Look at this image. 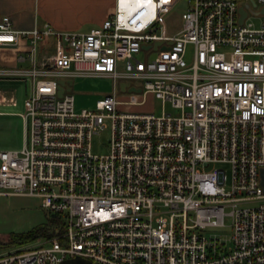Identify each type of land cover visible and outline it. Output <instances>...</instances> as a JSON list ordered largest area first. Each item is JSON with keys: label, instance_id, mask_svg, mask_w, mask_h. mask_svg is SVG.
I'll list each match as a JSON object with an SVG mask.
<instances>
[{"label": "built area", "instance_id": "obj_1", "mask_svg": "<svg viewBox=\"0 0 264 264\" xmlns=\"http://www.w3.org/2000/svg\"><path fill=\"white\" fill-rule=\"evenodd\" d=\"M180 1L114 0L81 32L0 20V46L25 39L28 60L0 65V81L29 83L22 146L0 150V192L36 196L63 222L1 248L0 264H264V12L256 24L245 7L239 22L250 0H184L167 34L163 19ZM79 76L111 77L113 89L76 110L65 88ZM117 79L162 111L131 110L144 99H120ZM13 90L0 88V104H15ZM106 129L108 152L93 153ZM225 227L227 237L204 234Z\"/></svg>", "mask_w": 264, "mask_h": 264}, {"label": "rangeland", "instance_id": "obj_2", "mask_svg": "<svg viewBox=\"0 0 264 264\" xmlns=\"http://www.w3.org/2000/svg\"><path fill=\"white\" fill-rule=\"evenodd\" d=\"M184 0L176 4L163 19L165 24V33L173 34L180 25L179 14L184 6ZM249 20L256 22L257 16L250 14ZM87 28V27H85ZM50 39V38H48ZM153 56V51H150L148 58ZM138 58H144L143 52L136 54ZM186 60L192 58V46L189 45L186 52ZM122 63L117 65V70H121ZM119 79H117L116 93L120 99L141 100L143 104L134 103L129 105L134 111H153L160 113L162 104L159 99L154 98L151 94L143 96L141 92L121 91L119 89ZM7 88H14L13 95L15 104H2L0 110L6 111L0 114V150L19 149L23 143L24 122L21 116L18 115L23 109V99L28 94V81L19 82H2ZM15 84V85H14ZM113 89V80L108 76H79L74 77L71 84V92L74 95V106L76 110L83 107L91 108L95 101L102 97L105 93L111 92ZM166 111L175 113V110L167 102L164 104ZM109 130H103L99 134H94L91 139L92 152L104 154L108 152ZM228 169V165H224ZM47 212L40 206L39 198L31 195L9 194L0 197V241L6 240L13 232H22L29 230L47 220ZM226 225L229 220H225ZM223 231H208L204 232L206 236L210 234H222L227 237L230 231L227 227ZM19 245V244H18ZM16 245L5 246L1 248L14 247Z\"/></svg>", "mask_w": 264, "mask_h": 264}, {"label": "crops", "instance_id": "obj_3", "mask_svg": "<svg viewBox=\"0 0 264 264\" xmlns=\"http://www.w3.org/2000/svg\"><path fill=\"white\" fill-rule=\"evenodd\" d=\"M113 6L114 0H0V20L7 17L12 26L18 29H30L48 23L56 29L81 32L99 25L112 12ZM252 10L254 16H257L256 22L254 21L257 24L264 7L255 3ZM26 50L25 39H21L17 46H0V65H28L27 59H19L20 55H26ZM6 81L8 80L0 81V88L11 90L2 83ZM121 86L123 88L124 84ZM5 112L0 110V114ZM4 195L9 194L0 192V197Z\"/></svg>", "mask_w": 264, "mask_h": 264}, {"label": "trees", "instance_id": "obj_4", "mask_svg": "<svg viewBox=\"0 0 264 264\" xmlns=\"http://www.w3.org/2000/svg\"><path fill=\"white\" fill-rule=\"evenodd\" d=\"M62 228L63 222L61 217L55 213L47 212V220L45 222L26 231L11 233L6 240L0 241V245H4L5 247L22 244L40 235L47 236L53 234Z\"/></svg>", "mask_w": 264, "mask_h": 264}, {"label": "water", "instance_id": "obj_5", "mask_svg": "<svg viewBox=\"0 0 264 264\" xmlns=\"http://www.w3.org/2000/svg\"><path fill=\"white\" fill-rule=\"evenodd\" d=\"M255 6V2L253 1V0H250V2L249 3H246V4H244L243 6H240L239 8H238V10H239V12H240V17H239V22H242V20H243V18L246 16V14H247V10L245 9V7L246 8H250V7H254ZM158 44H160V42H158V41H155V42H153V45H152V48L153 49H155L156 47H157V45ZM162 46V45H161ZM143 49H145V48H147L148 47V44H142V46H141ZM162 47H164V46H162ZM72 83V80H69L68 81V86L65 88L66 90H69L70 89V84ZM59 88H58V92H57V95H61L62 94V92H63V90H64V88H63V86H62V84H63V81L62 80H60V82H59ZM122 84H124V86H125V88L126 89H128V90H139V88L138 87H134V86H129V82H121L120 84H119V86H120V89L121 90H124V87L122 88ZM263 172V168H261V173ZM263 182H264V180H262ZM60 264H98V263H96V262H93V261H91V260H87V259H85V258H82V257H79V256H73V257H69V258H67V259H64V260H62L61 262H60Z\"/></svg>", "mask_w": 264, "mask_h": 264}]
</instances>
